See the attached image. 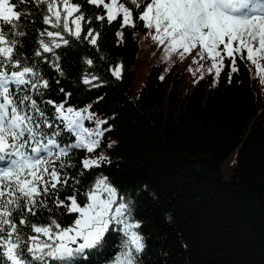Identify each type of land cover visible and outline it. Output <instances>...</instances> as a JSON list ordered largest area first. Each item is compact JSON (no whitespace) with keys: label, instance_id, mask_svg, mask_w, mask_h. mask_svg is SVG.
Returning <instances> with one entry per match:
<instances>
[{"label":"trees","instance_id":"1","mask_svg":"<svg viewBox=\"0 0 264 264\" xmlns=\"http://www.w3.org/2000/svg\"><path fill=\"white\" fill-rule=\"evenodd\" d=\"M80 2L86 16L103 14L102 8ZM27 7L34 23L27 24L22 39L26 55L39 59L32 54L38 30L48 27L42 23L44 6ZM87 27L101 33L99 51L65 34L70 46L56 50L63 75L41 65L50 85L45 99L63 101V88L72 94L70 105H92L110 128L100 143L106 149L99 146L90 154L104 155L108 162L86 172L75 187L83 191L102 173L131 197L147 242L143 264H264V62L258 73L236 56L238 70L232 72L225 58L217 78L214 69L207 71L212 61L199 59V49L181 57L182 49L172 52L152 40L142 21L121 28L119 21L93 19L85 32ZM88 58L94 59L92 68L84 63ZM116 65L123 66L120 79L110 71ZM85 72L98 75L102 86L83 84ZM93 124L86 121L85 127ZM65 136L75 142L71 134ZM86 155L74 150L70 175L76 176ZM66 194L71 189L61 191V198ZM75 216L61 219L70 225ZM120 241L113 230L105 248L85 264L113 261Z\"/></svg>","mask_w":264,"mask_h":264},{"label":"snow or ice","instance_id":"2","mask_svg":"<svg viewBox=\"0 0 264 264\" xmlns=\"http://www.w3.org/2000/svg\"><path fill=\"white\" fill-rule=\"evenodd\" d=\"M83 3L102 8L103 14L86 16L80 0H0V264H85L105 248L113 230L121 234V250L106 264H143L147 242L141 222L133 216L131 197L102 173L83 191L75 187L86 172L108 162L104 155H90L110 130L103 127L108 121L97 116L92 105L83 109L70 105L72 94L63 88V101L45 99L50 85L41 65L63 75L56 50L70 46L65 34L86 40L99 51L101 33L92 27L85 32L93 19L119 21L121 28H134L139 20L152 40L172 52L182 49L181 57L199 49V59L212 61L207 71L211 74L214 69L217 78L225 58L231 60L232 72L238 70L236 56L250 61L258 73L262 70L264 0ZM29 4L36 9L44 6L42 23L48 26L38 30V48L32 55L39 59L26 55L22 39L28 35L27 24L34 23ZM117 35L123 39L122 32ZM84 63L92 68L94 59ZM122 68H110L116 79L121 78ZM81 82L91 87L103 83L91 72L82 74ZM86 121L95 127H85ZM65 133L75 142H68ZM74 150L89 154L80 159L76 176L67 171L76 167ZM67 189L71 194L61 198V191ZM41 210L49 215L44 218ZM38 212L41 216L33 220ZM66 214H76L70 225L61 219Z\"/></svg>","mask_w":264,"mask_h":264},{"label":"rangeland","instance_id":"3","mask_svg":"<svg viewBox=\"0 0 264 264\" xmlns=\"http://www.w3.org/2000/svg\"><path fill=\"white\" fill-rule=\"evenodd\" d=\"M95 127V125L93 124L90 128H94ZM104 128H107V126H103ZM104 136H105V133H104ZM103 136V137H104ZM102 137V138H103ZM113 142H114V140L113 141H111L110 143H112L113 144ZM100 146L103 148V149H106V146H103L102 144H100Z\"/></svg>","mask_w":264,"mask_h":264}]
</instances>
